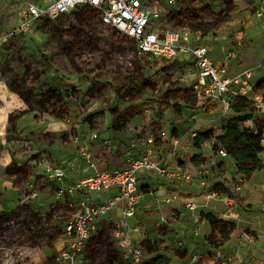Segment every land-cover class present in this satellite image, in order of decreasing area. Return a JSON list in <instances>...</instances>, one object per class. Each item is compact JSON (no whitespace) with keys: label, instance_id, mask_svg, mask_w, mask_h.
<instances>
[{"label":"crops","instance_id":"1","mask_svg":"<svg viewBox=\"0 0 264 264\" xmlns=\"http://www.w3.org/2000/svg\"><path fill=\"white\" fill-rule=\"evenodd\" d=\"M191 2L196 10L222 16L199 37L200 45L208 49L209 58L217 65H224L230 78L250 72L249 83L252 86L256 87L264 81V31L262 19L256 15L261 0ZM153 5L158 9L167 7L165 0H153ZM225 15L228 19L224 18ZM189 33H186L189 43L192 46L198 45V38ZM230 55L234 56L230 58ZM170 61L187 66L185 72H192L196 82L198 73L188 53H182ZM13 62L16 64L15 60ZM259 92L255 89L253 93ZM214 105L218 108L213 109ZM166 108L161 121L163 129H155L157 132H165L166 136L158 137L154 146L146 144L142 138L136 142L129 138L126 147L122 140L113 136L114 129L109 131L107 123L98 131L100 139L97 142L100 144L89 142L98 170L123 169L130 159L145 157L151 149V159L168 172L166 176L150 171L138 173V187L144 193V198L135 217L127 219L131 231L123 232L117 238L118 244L123 243L124 248H110L104 254L107 260L105 264H131V246L141 248V264H156V261L159 264H222L230 256L233 260L229 264H264V144L259 155L262 166L247 178L238 174L232 158L218 155V150L225 149L218 144L217 138L225 134L229 119L234 115L232 108L228 114L223 115L219 102H209L196 96L191 98L184 109L179 107L176 111L171 105H166ZM259 108L257 113L253 112L251 119L240 125L242 128L255 129L257 118H263L264 123V107ZM17 112L19 116L13 118ZM39 113L43 112L36 108L27 109L19 96L10 91L6 82L0 79V215L16 212L22 205L48 213L55 208H65L69 202H78L83 197L90 202L106 201L109 197L106 192H89L86 195L76 192L59 197L48 190L37 187L30 189V184L34 183L31 180L40 181L44 176L39 168L43 164L40 163L46 161L49 164L55 160L52 156H63L51 149L52 146L46 142V135L58 140L65 136L67 130V125L59 116L55 115L53 120L47 121V115ZM207 131H213L214 138L200 149L195 148L194 139ZM70 140L69 144L74 150L70 154L64 152L66 161L60 168H67L72 161L78 162L79 170L69 174V184L95 173L84 162L76 160L77 145L72 137ZM175 141L179 142L180 147L176 156L171 153ZM123 147L127 148L124 153ZM36 155L40 156L39 161L37 158L31 159ZM195 155H201L206 162L195 166L191 162ZM220 163H224V166L221 167ZM27 166L33 171L40 170L38 177L32 175L29 178L27 173H21V168ZM218 183H223L229 192L223 193L216 189L214 185ZM31 192H37L39 197L31 199ZM188 204H194L196 209L190 210ZM208 214L232 222L237 228L231 240L218 250H213L206 241L212 233L206 218ZM174 215L177 216V222L171 220ZM121 219V210L118 208L97 223L93 238L99 237L103 231L111 232L113 225ZM63 237L66 244L70 243L71 238L64 234ZM212 253L214 258L207 259ZM21 254L18 259L8 261V264H47L46 257H39V261L34 262L25 251ZM55 255L50 258L54 264ZM194 255H201L204 259L195 263L192 261ZM0 264H7L1 256ZM76 264L96 262L83 253Z\"/></svg>","mask_w":264,"mask_h":264},{"label":"rangeland","instance_id":"2","mask_svg":"<svg viewBox=\"0 0 264 264\" xmlns=\"http://www.w3.org/2000/svg\"><path fill=\"white\" fill-rule=\"evenodd\" d=\"M42 1L0 0V79L19 96L27 109L42 111L39 114L47 115V121L57 115L67 125L65 136L58 140L46 135L51 149L63 155L52 156L56 163L52 160L50 164L63 166L64 152L70 154L74 150L69 144L71 137L100 131L94 128V123L99 120L97 113H104V126L107 123L109 131L114 129L113 136L127 147L129 138L137 141L135 127L144 123L162 130L166 105L177 111L179 107L184 109L195 97L193 73L185 72L187 66L166 59L141 57L137 54L135 41L102 26L99 13L90 7L74 8L56 20L44 19L26 31H20V15L26 11L27 4ZM166 8H162L164 13L157 26L163 30H180L184 34L190 32L198 38L199 44L193 46H199L200 34L222 17L196 10L191 0L177 8ZM14 31L17 32L14 34ZM211 56L214 58L215 55ZM263 89L264 86L258 91ZM259 107H264V103H254L252 109L257 113ZM19 114L17 112L13 118ZM262 119L257 118L253 129L255 134L261 135L263 145ZM126 147L122 148L123 153L127 151ZM39 157L36 155L31 159L39 161ZM41 164L43 166L39 168L45 177L40 174L42 180L31 182L37 189L48 190L55 196L52 183L46 179L44 167L48 163ZM21 169V173H27L29 178L32 175L38 177L40 172L33 171L30 166ZM31 210L26 206L0 215V256L2 249L13 251L15 259L25 251L34 262L39 261V257H46L47 264H54L50 259L52 255L68 245L63 237V223L56 219L64 208L48 211L52 223L49 231L39 217L28 214ZM111 235L112 231L107 230L91 239L84 254L96 264L107 263L104 254L110 248H124L123 243L118 244Z\"/></svg>","mask_w":264,"mask_h":264},{"label":"built area","instance_id":"3","mask_svg":"<svg viewBox=\"0 0 264 264\" xmlns=\"http://www.w3.org/2000/svg\"><path fill=\"white\" fill-rule=\"evenodd\" d=\"M187 0H165L166 6L177 8ZM87 6L99 13L102 26L112 28L128 39L135 41L137 54L141 57L173 60L182 53L192 57L193 66L197 71V80L193 85V92L199 99L209 102H219L223 115L228 114L232 106L242 100L250 104L264 103V89L254 94L255 87L249 83L250 72L230 78L224 65H217L208 55L205 46H191L188 34L180 30H163L157 26L162 20L164 10L153 5V0H44L30 2L26 11L20 15V31L44 19L56 20L70 10ZM14 12V11H13ZM257 17L262 19L264 31V0L256 10ZM17 31H14V34ZM230 55L229 57H233ZM165 132H157L152 126L139 125L135 127L136 140L142 138L146 144L154 146L158 137L164 138ZM100 135L91 131L88 135L74 137L77 145L76 160L84 162L89 169L95 170L92 176L79 179L69 184V174L79 170L78 162H70L67 168L54 167L47 164L45 167L46 179L52 183L53 189L59 197L69 193L88 194L89 192H106L109 197L104 202H90L83 197L78 202H69L63 211L57 214L56 219L63 223V234L71 238L70 243L60 250L54 257L56 264H76L78 257L83 254L93 238L97 223L109 216L116 209L121 210L122 219L113 225L112 235L115 239L119 234L131 231L127 219H132L144 198V193L138 187V173L142 171L155 172L160 176L168 174L164 167L151 159V149L147 156L130 159L123 169L98 170L93 159L89 142L97 141ZM179 142L172 144L171 153L178 155ZM220 157L227 156L224 150H218ZM35 184H30L34 189ZM31 199H37L39 194L31 192ZM190 210H195L194 204H188ZM23 208V205H22ZM31 216L41 219L43 227L50 230L52 225L49 215L42 210L32 209ZM177 222V216L171 219ZM164 221V220H163ZM137 231V230H135ZM119 243V242H118ZM131 264H141L142 250L131 246ZM2 259L8 264L13 258V251L1 250ZM201 255H194L193 262L202 260ZM233 260L230 256L222 264H229ZM9 261V262H8Z\"/></svg>","mask_w":264,"mask_h":264},{"label":"trees","instance_id":"4","mask_svg":"<svg viewBox=\"0 0 264 264\" xmlns=\"http://www.w3.org/2000/svg\"><path fill=\"white\" fill-rule=\"evenodd\" d=\"M224 18L228 19V16L225 15ZM263 86L264 81L260 82L255 89H262ZM217 108V105L213 106V109ZM232 110L234 115L229 119L227 130L223 136L217 138V142L235 162L238 174L248 178L262 166L259 156L263 151L261 135L255 134L251 128H242L240 126L253 117L254 110L252 109V104L240 100L232 106ZM96 115L99 116V120H97V124L94 123V128L101 130L104 124V113L100 112ZM213 138V131L204 132L194 139V146L200 149L204 143L211 141ZM191 162L195 166H199L205 163L206 160L201 155H195L191 158ZM220 166H224V163H220ZM214 187L223 193L229 192L223 183L215 184ZM206 218L212 230L211 235L206 241L213 250H218L230 241L232 236L237 232L236 225L229 221L220 220L212 214H208ZM212 258H214V253L207 257V259ZM159 263L156 261V264Z\"/></svg>","mask_w":264,"mask_h":264},{"label":"bare ground","instance_id":"5","mask_svg":"<svg viewBox=\"0 0 264 264\" xmlns=\"http://www.w3.org/2000/svg\"><path fill=\"white\" fill-rule=\"evenodd\" d=\"M21 104V103H20ZM7 108V107H6ZM12 108V107H11ZM4 110V109H3ZM6 111V110H5ZM3 119V118H2ZM6 122V121H5ZM3 123V122H2Z\"/></svg>","mask_w":264,"mask_h":264}]
</instances>
